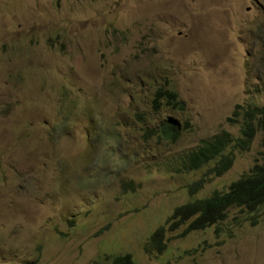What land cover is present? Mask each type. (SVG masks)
<instances>
[{
  "label": "rangeland",
  "instance_id": "obj_1",
  "mask_svg": "<svg viewBox=\"0 0 264 264\" xmlns=\"http://www.w3.org/2000/svg\"><path fill=\"white\" fill-rule=\"evenodd\" d=\"M158 87L184 111L154 110ZM237 104L264 105V0H0V264H264V206L144 250L174 208L262 162L259 132L221 176L182 168L239 134ZM170 116L175 143L153 134Z\"/></svg>",
  "mask_w": 264,
  "mask_h": 264
},
{
  "label": "trees",
  "instance_id": "obj_2",
  "mask_svg": "<svg viewBox=\"0 0 264 264\" xmlns=\"http://www.w3.org/2000/svg\"><path fill=\"white\" fill-rule=\"evenodd\" d=\"M152 107L158 110L165 107L171 111L183 112L185 105L175 91L158 87L153 93ZM227 124H239V134L232 136L221 130L209 138L201 140L199 145L190 149L182 158L184 170L193 171L209 166L207 176H221L233 164L234 152H246L257 133L261 132V145L264 148V105H235L225 120ZM182 133V127L176 118L168 117L153 132L160 139L175 143ZM211 165V166H210ZM205 179L193 183L190 192L202 185ZM264 206V158L254 163L249 171L233 181L227 191H214L203 199H194L174 208L165 224L157 227L149 236L144 250L147 253H162L166 248V233L184 226L182 235L203 230L218 224L227 216L231 207L255 212ZM91 264H135L129 253L117 254L111 258H99ZM163 264H172L165 262ZM193 264V263H192Z\"/></svg>",
  "mask_w": 264,
  "mask_h": 264
},
{
  "label": "clouds",
  "instance_id": "obj_3",
  "mask_svg": "<svg viewBox=\"0 0 264 264\" xmlns=\"http://www.w3.org/2000/svg\"><path fill=\"white\" fill-rule=\"evenodd\" d=\"M113 256H115V255H113ZM113 256H111V255H104V256H100V257H98V258H96V259H99V258H105V257H109V258H111V257H113ZM96 259H94V260H96ZM94 260H92V261H94ZM92 261H91V263H92ZM90 263V264H91Z\"/></svg>",
  "mask_w": 264,
  "mask_h": 264
}]
</instances>
